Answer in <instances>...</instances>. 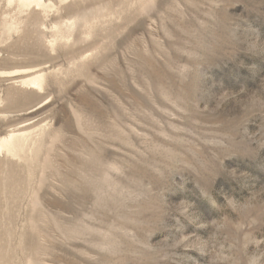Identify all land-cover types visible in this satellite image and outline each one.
<instances>
[{"label":"rangeland","instance_id":"obj_1","mask_svg":"<svg viewBox=\"0 0 264 264\" xmlns=\"http://www.w3.org/2000/svg\"><path fill=\"white\" fill-rule=\"evenodd\" d=\"M42 2L0 0V264H264V0Z\"/></svg>","mask_w":264,"mask_h":264},{"label":"bare ground","instance_id":"obj_2","mask_svg":"<svg viewBox=\"0 0 264 264\" xmlns=\"http://www.w3.org/2000/svg\"><path fill=\"white\" fill-rule=\"evenodd\" d=\"M24 7L31 5V3H36L39 6H44L45 3L42 2V0H20ZM46 6V5H45ZM23 83L28 85H33L34 87H37L38 89H43V74H37L32 76L30 79L23 81ZM27 139L25 134H22L20 139L17 137V135H9L6 138L0 139V150L6 149L8 152H15L17 151L18 147L23 146L25 140Z\"/></svg>","mask_w":264,"mask_h":264}]
</instances>
